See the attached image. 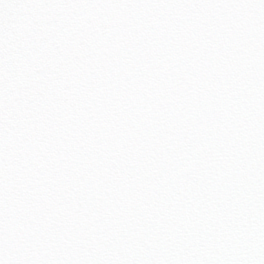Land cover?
Listing matches in <instances>:
<instances>
[{
  "label": "snow or ice",
  "instance_id": "snow-or-ice-1",
  "mask_svg": "<svg viewBox=\"0 0 264 264\" xmlns=\"http://www.w3.org/2000/svg\"><path fill=\"white\" fill-rule=\"evenodd\" d=\"M0 264H264V0H0Z\"/></svg>",
  "mask_w": 264,
  "mask_h": 264
}]
</instances>
